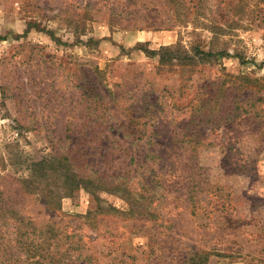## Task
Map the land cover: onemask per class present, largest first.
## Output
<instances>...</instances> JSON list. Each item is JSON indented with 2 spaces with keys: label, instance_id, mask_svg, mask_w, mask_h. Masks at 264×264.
<instances>
[{
  "label": "rangeland",
  "instance_id": "374dc122",
  "mask_svg": "<svg viewBox=\"0 0 264 264\" xmlns=\"http://www.w3.org/2000/svg\"><path fill=\"white\" fill-rule=\"evenodd\" d=\"M0 190L1 264H264V0H0Z\"/></svg>",
  "mask_w": 264,
  "mask_h": 264
},
{
  "label": "trees",
  "instance_id": "16d2710c",
  "mask_svg": "<svg viewBox=\"0 0 264 264\" xmlns=\"http://www.w3.org/2000/svg\"><path fill=\"white\" fill-rule=\"evenodd\" d=\"M169 51H166L168 53ZM200 52V51H199ZM212 54L211 52L206 53V55ZM214 55L216 56H224L227 55L225 52H215ZM166 59V56L164 54L161 56V61ZM102 101L105 103L104 105H101L102 110L99 112V114L102 115H108L109 118L112 117V109L110 108L109 102H107L105 97H101ZM124 107H131V104ZM27 169V177L20 176L19 180L22 182L21 184L26 186L31 185L33 188H35V193L37 196H43L44 201L46 205L48 204H54L56 200L54 198L48 196L47 193H44L41 188H39L40 183L44 182L46 184H51L50 180H52L53 176L52 174L57 173L59 175L60 181H58L57 185V191H50L53 193V195L62 194L67 195L70 194L78 185L79 181H84L85 178L78 177L77 173L73 169L72 163L67 159L66 156L57 158L54 162H50V159H42L38 160L36 162H28L26 165ZM61 187L62 190H59ZM39 188V189H38ZM38 189V190H37ZM5 201H9V198L5 196L4 192L0 190V246L3 243V237H4V231L1 229H4L5 226L8 224H12V237L10 238L15 243L20 242V238L25 236L27 238L28 234L34 231V223L33 221L22 215L18 209L13 208L11 204L5 203ZM25 241V240H24ZM22 242V241H21ZM1 255H5L3 248L2 252H0ZM12 257L14 256V261H17L19 259V247L17 249H14L11 253ZM34 253L29 254V260H32ZM70 255H66V253L60 254L57 262L65 263L66 260H70ZM42 258V256L39 255V258ZM78 258V256H76ZM39 261V260H38ZM41 261V260H40ZM1 264V263H0ZM191 264H203V260L201 258L196 257L191 261Z\"/></svg>",
  "mask_w": 264,
  "mask_h": 264
}]
</instances>
